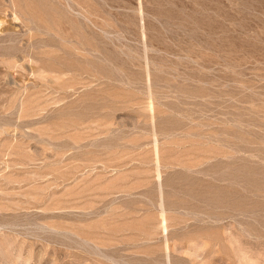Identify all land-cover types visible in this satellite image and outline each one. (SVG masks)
Masks as SVG:
<instances>
[{
	"label": "rangeland",
	"instance_id": "rangeland-1",
	"mask_svg": "<svg viewBox=\"0 0 264 264\" xmlns=\"http://www.w3.org/2000/svg\"><path fill=\"white\" fill-rule=\"evenodd\" d=\"M0 264H264V0H0Z\"/></svg>",
	"mask_w": 264,
	"mask_h": 264
}]
</instances>
